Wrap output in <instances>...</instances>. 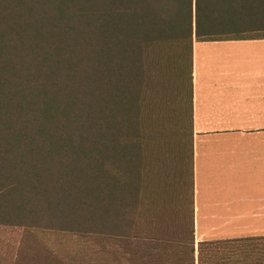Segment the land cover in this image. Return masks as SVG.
Wrapping results in <instances>:
<instances>
[{
	"label": "trees",
	"instance_id": "trees-1",
	"mask_svg": "<svg viewBox=\"0 0 264 264\" xmlns=\"http://www.w3.org/2000/svg\"><path fill=\"white\" fill-rule=\"evenodd\" d=\"M258 39L264 0H0V264H264V235L195 244L191 177L161 201L146 104L165 52Z\"/></svg>",
	"mask_w": 264,
	"mask_h": 264
},
{
	"label": "crops",
	"instance_id": "crops-1",
	"mask_svg": "<svg viewBox=\"0 0 264 264\" xmlns=\"http://www.w3.org/2000/svg\"><path fill=\"white\" fill-rule=\"evenodd\" d=\"M190 68L195 240L264 235V39L193 41Z\"/></svg>",
	"mask_w": 264,
	"mask_h": 264
},
{
	"label": "rangeland",
	"instance_id": "rangeland-1",
	"mask_svg": "<svg viewBox=\"0 0 264 264\" xmlns=\"http://www.w3.org/2000/svg\"><path fill=\"white\" fill-rule=\"evenodd\" d=\"M159 69L161 72V75H159L160 82L157 75L158 78L153 80V92L146 94V99L148 100L146 104L150 105L149 109L151 111L150 119H153V124H157V127L161 130H163L164 126L175 128L177 136L175 135V138H172L171 141L174 146V153H172L173 155L170 154V159H167V163H165L168 164L166 171L171 178L167 180L161 178L163 175L159 170L156 178V187L160 190L166 186L170 190L169 194L165 196L159 192L160 196L163 195L160 198L162 202L170 196L171 203L174 204L175 201L180 205V203H186L185 199L188 197V190L190 189L189 179L191 177L187 146L189 137L188 87L190 77L188 51L174 49L169 54L165 52L160 56ZM162 141L165 140L163 138L158 140L157 145L153 149L156 150L157 148V153L160 150ZM157 160L159 159L156 157V162H159ZM170 194H176V198L172 200ZM149 217L148 213L143 214L144 219ZM15 235L17 233L0 231V237H6L5 240L7 241ZM198 242L195 240V244Z\"/></svg>",
	"mask_w": 264,
	"mask_h": 264
}]
</instances>
